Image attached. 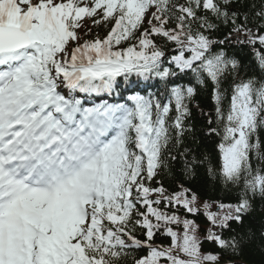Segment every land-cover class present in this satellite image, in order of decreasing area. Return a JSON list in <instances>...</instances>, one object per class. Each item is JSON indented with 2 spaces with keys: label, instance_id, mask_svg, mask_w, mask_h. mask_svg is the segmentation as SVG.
Here are the masks:
<instances>
[{
  "label": "snow or ice",
  "instance_id": "snow-or-ice-1",
  "mask_svg": "<svg viewBox=\"0 0 264 264\" xmlns=\"http://www.w3.org/2000/svg\"><path fill=\"white\" fill-rule=\"evenodd\" d=\"M237 3L0 0V264H220L203 240L238 254L233 224L264 201V0ZM193 81L211 85L218 166L185 144ZM173 164L206 165L236 202L170 191Z\"/></svg>",
  "mask_w": 264,
  "mask_h": 264
},
{
  "label": "trees",
  "instance_id": "trees-1",
  "mask_svg": "<svg viewBox=\"0 0 264 264\" xmlns=\"http://www.w3.org/2000/svg\"><path fill=\"white\" fill-rule=\"evenodd\" d=\"M252 2L259 3V0H238L234 5L239 11L243 12L248 9V5ZM241 4L243 6H241ZM95 31V30H94ZM227 29L222 28L218 36H222ZM100 34H104V29H100ZM239 46L233 45L232 51H236ZM238 55L245 62L250 60V53L247 48L238 52ZM250 75L251 73H247ZM241 76H245V71L241 72ZM230 80L225 82L224 87L228 88ZM193 86L197 88V94L194 96L190 108L191 116L186 121L192 129V134L185 138V144L192 150L194 155L200 156L208 154L213 166H218L219 154L216 145L219 143V137L209 138L206 135L208 124L207 119L210 113H213L214 105L211 96V85L206 88H201L193 81ZM227 104V100L225 101ZM198 105V107H197ZM264 136V133H262ZM264 167V165H261ZM161 179L170 191L175 189L179 183H183L185 187L192 189L199 197V202L203 205L207 201H220L226 203L236 202V189L231 192L224 190L219 183L211 179L206 173V165H199L195 170L194 176H186L182 174L178 165H172V171L167 174H162ZM216 207L213 205L212 211ZM203 212V208H201ZM201 212L200 215L189 218L196 219L197 223L201 226V238L206 235V229L209 222ZM235 233L244 236L238 254H234L231 250L225 251L215 245L214 242L203 240L202 249L205 252L220 253V264H264V237L261 232L264 231V201L256 199L253 201V210L245 217L242 225L233 224ZM235 233L225 231L223 233L225 238H229ZM157 244L167 245L168 238L160 236L156 241Z\"/></svg>",
  "mask_w": 264,
  "mask_h": 264
},
{
  "label": "rangeland",
  "instance_id": "rangeland-1",
  "mask_svg": "<svg viewBox=\"0 0 264 264\" xmlns=\"http://www.w3.org/2000/svg\"><path fill=\"white\" fill-rule=\"evenodd\" d=\"M217 210V209H216ZM202 212V211H201ZM203 213V212H202Z\"/></svg>",
  "mask_w": 264,
  "mask_h": 264
}]
</instances>
